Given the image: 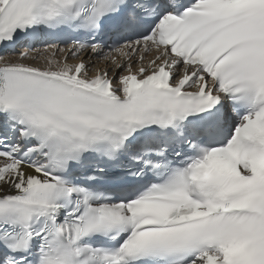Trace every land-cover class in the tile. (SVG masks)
<instances>
[{
	"label": "snow or ice",
	"instance_id": "6c2138e0",
	"mask_svg": "<svg viewBox=\"0 0 264 264\" xmlns=\"http://www.w3.org/2000/svg\"><path fill=\"white\" fill-rule=\"evenodd\" d=\"M0 264H264V0H0Z\"/></svg>",
	"mask_w": 264,
	"mask_h": 264
},
{
	"label": "bare ground",
	"instance_id": "6f19581e",
	"mask_svg": "<svg viewBox=\"0 0 264 264\" xmlns=\"http://www.w3.org/2000/svg\"><path fill=\"white\" fill-rule=\"evenodd\" d=\"M43 51H44V49H42L41 52H43ZM55 51H56L55 49H51V50H48V52H46L44 54L50 56ZM59 53H60V55L57 54V56H56L57 59H63L65 56H69L70 55V53L68 51H60ZM32 55H36V53H33ZM83 56L86 57L85 55H83ZM59 57H61V58H59ZM25 62L31 63V61H25ZM76 62H78V61H75V60H70L69 61V63H76ZM40 63L43 64V60H41Z\"/></svg>",
	"mask_w": 264,
	"mask_h": 264
},
{
	"label": "rangeland",
	"instance_id": "374dc122",
	"mask_svg": "<svg viewBox=\"0 0 264 264\" xmlns=\"http://www.w3.org/2000/svg\"><path fill=\"white\" fill-rule=\"evenodd\" d=\"M49 50H51V49H49ZM58 55H60V53H57ZM66 57V56H65ZM59 58H61V57H59Z\"/></svg>",
	"mask_w": 264,
	"mask_h": 264
}]
</instances>
